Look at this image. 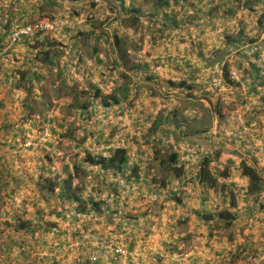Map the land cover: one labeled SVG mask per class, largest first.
I'll return each instance as SVG.
<instances>
[{"label":"crops","instance_id":"0c3cea01","mask_svg":"<svg viewBox=\"0 0 264 264\" xmlns=\"http://www.w3.org/2000/svg\"><path fill=\"white\" fill-rule=\"evenodd\" d=\"M44 16L69 25L9 47L16 28ZM114 35L135 45L124 59L104 53ZM46 40L67 52L64 86L89 91L84 113L65 112L59 82L57 98L45 93L61 55L44 62L30 50ZM4 45L0 264H125L104 248L120 246L126 264H264V186L251 192L242 168L264 180V0H0ZM117 149L122 171L88 160ZM23 246L39 256L29 263Z\"/></svg>","mask_w":264,"mask_h":264},{"label":"built area","instance_id":"2783aa9c","mask_svg":"<svg viewBox=\"0 0 264 264\" xmlns=\"http://www.w3.org/2000/svg\"><path fill=\"white\" fill-rule=\"evenodd\" d=\"M101 1L103 0H94L95 5L101 4ZM95 13L93 11L86 12L83 17L80 18V21L82 23L87 22L89 20L94 19ZM69 25L68 22H61L51 17H42L39 19H36L23 27L16 28L9 38V47L15 46L21 39L23 38H31L36 36L37 34H58L62 31L63 27H67ZM262 81H261V90L259 91V95H257V99L264 98V69L260 72ZM230 77L233 81H240L241 74L238 71H232L230 73ZM33 143H27V146H33ZM179 153L181 155H185L188 157L189 161L192 160V157L195 155V152H193V148L188 147L187 145H183L179 148ZM86 239V238H85ZM87 243H90L88 241H85ZM84 243L83 241L79 240L76 241L70 245H68L66 248H57L53 251H50L49 256L57 257L62 256L66 251H73L77 246H82ZM106 251H111L115 254V260L122 263H128L130 259V252L125 247H104ZM21 253H24L27 256V261L30 263L33 260V257L36 256L38 253H33L30 251L27 247H21L20 249ZM46 255V254H44ZM39 256V255H37ZM36 256V257H37Z\"/></svg>","mask_w":264,"mask_h":264},{"label":"trees","instance_id":"16d2710c","mask_svg":"<svg viewBox=\"0 0 264 264\" xmlns=\"http://www.w3.org/2000/svg\"><path fill=\"white\" fill-rule=\"evenodd\" d=\"M162 1V0H161ZM8 33V30L7 32ZM9 34V33H8ZM43 34H39L38 36H42ZM32 38V37H31ZM30 39V38H27ZM114 41H115V49L117 50L118 53H120V55H123V59L125 57L124 53H128V51H125V47L123 46V43L121 42V39L117 36L114 35ZM37 44L38 48H40L42 51L39 53H42L41 55V60H43L44 62H53L52 59L50 58L51 52L49 51L50 48L53 46L52 43H50L48 40L40 42ZM7 45V44H6ZM6 45H4L0 51L4 50L6 48ZM45 48H48L47 51H44ZM52 50V49H51ZM55 53V52H54ZM40 56V55H39ZM27 74H22V80L27 78ZM35 78L34 77H30L29 78V83L33 82ZM21 80V81H22ZM31 87V86H30ZM65 87V89L68 91L67 96L71 97L72 101L70 103V105H68L67 110H76L79 111V113H84L85 110H87L90 106V104H85L84 99L85 97L89 96V91H81V93H79L78 95H71V93H73L74 90H76V87H68V86H63ZM29 90V89H28ZM63 91V89H62ZM127 92V91H125ZM70 95V96H69ZM93 99H99L101 97H103V100L106 101L107 97L102 96L99 92L95 93L94 95L91 96ZM81 98V99H79ZM115 98V97H114ZM114 102H117V99H115ZM105 106H109V104L107 102L104 103ZM32 113V112H31ZM177 157L176 154H174L171 157L172 162L175 161V158ZM90 163H96V164H100V165H106L105 163H107L108 166L106 167H113V168H117L119 171H122L124 169V166L126 164V160H127V152L125 149H117L115 151V153L109 158V159H99L98 161H93V159L89 158L88 159ZM242 168H243V174L248 177L250 179L251 182V192H258L257 190H259V187L263 188L264 186V180L262 179V177L258 174V172L249 167L246 163H242ZM79 169H76V173H78ZM77 202L79 203L80 206H82V204L84 205V203L86 204V202H83L81 199H77Z\"/></svg>","mask_w":264,"mask_h":264},{"label":"rangeland","instance_id":"374dc122","mask_svg":"<svg viewBox=\"0 0 264 264\" xmlns=\"http://www.w3.org/2000/svg\"><path fill=\"white\" fill-rule=\"evenodd\" d=\"M46 15V14H45ZM45 17V16H44ZM47 17H50V16H47ZM54 18V17H53ZM37 19H39V18H37ZM56 20H58V21H61L62 22V20L60 19V18H55ZM32 22V21H31ZM64 22V21H63ZM30 23V22H29ZM23 27V26H22ZM66 27L64 26L63 27V29L62 30H64ZM39 34H37L36 36H38ZM47 35H49V34H47ZM36 36H34L32 39L34 40V38L36 37ZM130 36V35H129ZM111 39H113V41H111ZM120 39H121V42H123V46L125 47V51H128L129 50V52L131 51V49L133 48V43H132V41H130L131 39L130 38H128V37H126V36H121L120 37ZM32 41V40H31ZM93 42H94V40H92L91 42H90V44L91 45H93ZM89 44V45H90ZM114 45V46H113ZM98 46H99V44H98ZM135 46V45H134ZM114 48H115V41H114V37L112 38V37H109L108 38V41H107V44H106V51H104V53H118L117 52V50H115L114 51ZM20 49H24V51H25V53H30L29 52V50L30 49H28V48H20ZM69 50V49H68ZM3 51V50H2ZM2 51H0V53H2ZM31 52H33V53H39V52H37V51H34V50H30ZM51 53H54V50H49ZM69 52V51H68ZM20 53H22V52H20ZM55 53H59V54H57L56 56L57 57H59L60 55V57H59V59L57 60L58 61V63H59V66H58V68H59V70H58V72H51V71H49V73L47 74V77H48V83L46 82L45 83V85H44V88H46L45 89V93L47 94V95H49V96H52L53 98L54 97H56L57 98V96L56 95H54V88H53V86L51 85V84H53L54 82H59V84H60V86L62 85V86H64L67 82H68V79H65V77H64V75L66 74V73H68V71H66V73H63V69H62V67L60 66L61 64H60V59H61V57H62V54L63 53H67L66 51H58V52H55ZM62 53V54H61ZM102 53V52H101ZM131 53V52H130ZM21 76V75H20ZM80 87H82V85H80ZM81 91H82V89L81 88H77L76 90H74L73 91V93H71V95L73 94V95H78L79 93H81ZM58 93V91L56 90V94ZM67 94H68V91H66L64 94H63V91L61 90L59 93H58V96L59 97H63V95H64V98H66L67 97ZM70 96V95H69ZM71 98V97H70ZM72 99V98H71ZM79 99H81V98H79ZM53 104V106L51 107V109L52 110H55L54 109V106H55V104L54 103H52ZM50 105V104H49ZM49 105H46V106H44L43 107V109L44 110H49V112H51V109L49 108ZM65 112H67V108L65 107ZM71 110H69V112H70ZM76 111V110H75ZM77 112V111H76ZM27 142H25V145L27 146V143H34L33 141H30L29 139H27L26 140ZM40 145H42V144H40ZM39 146V145H38ZM28 147V146H27ZM29 147H32V146H29ZM24 247H26V246H24Z\"/></svg>","mask_w":264,"mask_h":264},{"label":"clouds","instance_id":"9594fccd","mask_svg":"<svg viewBox=\"0 0 264 264\" xmlns=\"http://www.w3.org/2000/svg\"><path fill=\"white\" fill-rule=\"evenodd\" d=\"M41 18H42V17H41ZM27 24H28V23H27ZM18 28H19V27H18ZM32 38H33V37H32ZM23 39H24V38H23ZM26 39H27V38H26ZM21 40H22V39H21ZM21 40H20V41H21ZM18 43H19V42H18ZM18 43H17V44H18ZM33 144H34L33 146H35V143H33ZM127 250H128V249H127ZM128 251H129V250H128Z\"/></svg>","mask_w":264,"mask_h":264}]
</instances>
